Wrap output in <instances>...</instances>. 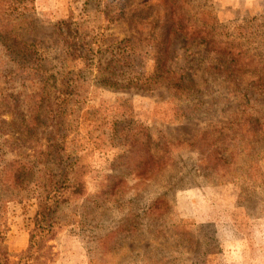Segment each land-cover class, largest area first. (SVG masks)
Returning <instances> with one entry per match:
<instances>
[{
  "label": "rangeland",
  "instance_id": "rangeland-1",
  "mask_svg": "<svg viewBox=\"0 0 264 264\" xmlns=\"http://www.w3.org/2000/svg\"><path fill=\"white\" fill-rule=\"evenodd\" d=\"M26 13L16 32L34 55L16 61L0 45V171L8 167L18 181L0 185V232L12 259L29 247L41 198L68 177L42 263L264 264V144L219 173L212 153L202 166L198 150L237 112L228 98L264 111V91L248 88L264 82V0H31ZM67 20L77 22L79 56L64 46ZM173 22L204 26L217 45L172 38L168 67L184 77L188 95L164 81L150 91L124 83L125 74L155 72L158 23L163 32ZM127 39L131 63L108 82L100 69L119 61L112 57ZM220 58L241 66L245 85L231 97L213 71ZM69 81H78L80 98L58 131L52 104ZM210 98L225 100L224 111L186 108Z\"/></svg>",
  "mask_w": 264,
  "mask_h": 264
},
{
  "label": "trees",
  "instance_id": "trees-1",
  "mask_svg": "<svg viewBox=\"0 0 264 264\" xmlns=\"http://www.w3.org/2000/svg\"><path fill=\"white\" fill-rule=\"evenodd\" d=\"M30 3L31 0H0V45L11 54L10 57L14 60H16L14 55H34V51L31 50L34 46L32 44H26L25 42L20 43L22 36L16 32V30L21 31L20 28L23 25L21 19L27 15L26 12L29 9ZM146 20L148 21L149 18H146ZM212 21L214 22V20ZM72 26H74L73 29L71 28ZM76 27L77 22L74 20H67L60 23L61 37L64 46L67 47L69 51L79 56L82 53L84 44ZM157 32L154 39L159 37L160 40H158L157 43L158 54L155 72L150 77H139L135 79L126 78L127 75L125 74L122 81L124 83H137L140 89L147 91H150V89L152 90L154 87H159L158 85H160L161 81H164L163 83H168L167 87L176 95H188L189 84L186 83L183 76H178L175 71L170 70L168 67L171 56L170 46L172 38L179 33H184V36L186 35L188 38V42H192L194 45L206 46V50L209 48L214 49L217 46L216 42L214 40L211 41L212 35L207 28L198 26L197 24L189 28L183 22H173V24H167V27L162 32L160 24L158 23ZM222 44L223 43H221V46ZM132 45L130 39L124 40L121 43V48L117 50L118 53L114 54L112 57L120 58L119 61H116L120 64L119 67H115L116 62L113 63L112 61L105 69H100L101 75L104 74L109 78L107 79L108 82H110L111 79L117 78L118 71L125 70L127 68L126 65L131 63L130 51L133 50ZM225 45L228 49L235 46V43H226ZM225 50L226 49H224V52ZM234 50L235 48L231 49V53ZM215 51L220 54V50ZM226 57L230 58L228 55H226ZM217 62L220 65L215 66L213 71L228 82V89H232L230 97L234 93H240L245 84L238 79L242 74L238 59L233 58L232 61H227L225 58L222 60L220 58ZM20 65V69H24L25 66L22 64ZM255 85L256 84L248 86V88L253 90L257 87L259 90L264 91V82ZM80 93L78 81L66 82L62 87L56 90V97L52 104L51 127H56L58 131L63 129L65 125V112L67 108L73 104L75 99L80 98ZM244 96L246 97L247 95L245 94ZM224 101L225 100H218L215 98H210V100L200 99L193 105H187L186 108L194 113H207L220 109L224 111L225 106L224 108L221 106ZM248 101L249 100L246 99L240 101L237 97H234V102H231L230 98L225 101L227 102V107L237 102V112L231 114L230 120L226 119L220 123L223 126V133L220 136L215 139V135L209 136L206 133L202 137V140H200L198 150L202 156L200 158V164L202 166L204 161L203 157L210 151L212 153L211 159L214 161L212 167L215 171L218 173L223 170L227 171L235 166V164L239 162V159H242L244 154L247 153L246 155H248L251 150L254 151L258 145L264 144V111L261 110L257 112L255 109L254 111H248L249 108H253L254 106L249 104ZM246 102L247 104H245ZM261 153L262 151L260 150L257 152V155ZM8 170L7 167L0 171V185L2 187H7L8 184L12 183V185L16 187L18 181L16 177L13 176L12 172ZM204 172H206L205 169ZM72 181V179L66 177L64 181L54 182V185L51 186L47 195L41 198L39 209L34 218L35 229L31 234L29 247L20 255L17 261L12 259L10 253L4 247L5 234L4 232H0V264H45L41 262V254L43 251L42 244H44L43 240L48 237L53 230L55 214L58 208L67 201L66 195L71 188L69 183H72Z\"/></svg>",
  "mask_w": 264,
  "mask_h": 264
}]
</instances>
